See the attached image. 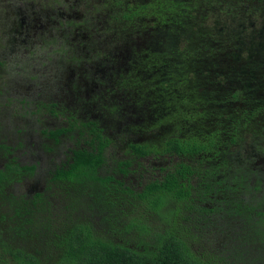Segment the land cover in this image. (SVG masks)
Here are the masks:
<instances>
[{
	"label": "trees",
	"instance_id": "obj_1",
	"mask_svg": "<svg viewBox=\"0 0 264 264\" xmlns=\"http://www.w3.org/2000/svg\"><path fill=\"white\" fill-rule=\"evenodd\" d=\"M56 2L67 8L56 22L80 15L83 56L111 52L101 118L39 129L41 148L61 156L46 177L14 154L37 147L18 127L10 145L0 119V264H264V169L243 155L264 151V72L225 69L241 61L237 38L214 25L262 15L264 0ZM73 38L60 51L76 57ZM32 178L42 190L28 194Z\"/></svg>",
	"mask_w": 264,
	"mask_h": 264
},
{
	"label": "rangeland",
	"instance_id": "obj_2",
	"mask_svg": "<svg viewBox=\"0 0 264 264\" xmlns=\"http://www.w3.org/2000/svg\"><path fill=\"white\" fill-rule=\"evenodd\" d=\"M56 1L58 0H3V6L11 5L8 6L10 17L6 21V37L4 43L0 42L1 77L5 74L4 78H0V119L4 123L1 132L5 133V138H9L10 145L16 146L19 141L12 131L14 127H18L19 136L25 139V143L29 141L37 147L36 152L32 149V154L30 149L18 147L17 153L22 163L38 164L40 177L50 169L51 164L47 159L53 158L56 162L61 156L48 154L41 148L46 142L39 135V129L57 126L73 113L84 120H100L98 99L91 90L99 84L105 91L103 81H106V70L101 63L108 64L112 57L106 48L100 50L95 59L83 56L84 49L79 45L87 34L77 21L80 15L74 16L75 27L68 22H56L60 13L67 9ZM46 4H50L52 8L46 7ZM70 15L73 16L72 13ZM232 17L234 16L214 23L215 29L222 34L231 39L237 38L236 61H241L236 63L230 60L224 68L238 73L244 72L241 69L248 66L255 71L252 75L258 78L259 71L264 72V14L248 15L244 11L238 15L237 21L232 20ZM68 30H73L72 40L81 53L76 54V57L60 51L63 49L60 47V38ZM53 33L60 35L58 39L52 38ZM255 65H260V70ZM6 68L9 70H5ZM215 68L208 72L209 77L213 75ZM262 81L264 84V78ZM229 84L234 85L233 81ZM35 102L47 107L42 108ZM51 104L54 105L52 108L49 106ZM36 106L40 107V112L32 115ZM50 109L55 111L56 118L53 119L49 114ZM36 120L40 122L37 123ZM262 146L264 147V143ZM243 155L252 159L256 166L264 168V151L247 145L243 149ZM129 178L136 179L135 175ZM41 184V178L40 181L32 178L25 184V190L40 188Z\"/></svg>",
	"mask_w": 264,
	"mask_h": 264
},
{
	"label": "flooded vegetation",
	"instance_id": "obj_3",
	"mask_svg": "<svg viewBox=\"0 0 264 264\" xmlns=\"http://www.w3.org/2000/svg\"><path fill=\"white\" fill-rule=\"evenodd\" d=\"M102 79H103V77H102ZM101 82H102V81H101ZM91 92L96 93V95L98 96L97 99H98V101H99V99H100V97H101V92H104V91H103V88L100 87V85L98 84V85H95V86H94V90H93V91L91 90ZM105 94H106V93H105ZM50 127H54V126H50ZM14 154H15L16 156H20V155L17 153V149L14 150ZM47 161L49 162V159H47ZM22 164H26V163H22ZM37 165H38V164H37ZM263 169H264V168H263ZM15 187H16V188H21V187H22V183L15 184ZM40 190H42V187L40 188ZM35 191H37L36 188L33 189V190H26V192H27L28 194H32V193H34Z\"/></svg>",
	"mask_w": 264,
	"mask_h": 264
}]
</instances>
